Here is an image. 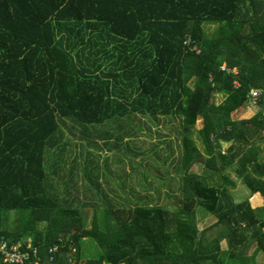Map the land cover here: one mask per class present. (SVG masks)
Here are the masks:
<instances>
[{"label": "trees", "instance_id": "obj_1", "mask_svg": "<svg viewBox=\"0 0 264 264\" xmlns=\"http://www.w3.org/2000/svg\"><path fill=\"white\" fill-rule=\"evenodd\" d=\"M245 1L0 0V237L33 238L44 260L50 245L69 238L74 264H257L256 253H264V207L253 208L248 199L235 203L229 193L235 181L228 175L234 168L252 194L264 196V11L258 10L264 4L250 0L252 11H245ZM207 24L216 25L213 34L206 33ZM94 31L139 48L140 55L119 66L124 71L135 61L134 75L122 81L138 91L125 96L124 114L179 120L182 204L172 223L165 207L136 190L124 203L114 200L94 211L87 227L82 211L61 205L46 185L48 149L57 171L63 168L65 118L81 132L122 113L109 82L84 65L83 59L97 58L87 45ZM187 35L200 54L184 44ZM252 89L260 94V110L234 118ZM196 163L203 164L200 174L190 172ZM199 205L218 217L204 231L197 223ZM6 211L23 216L19 229H4ZM219 225V236H205ZM245 231L252 236L248 241ZM89 238L99 247L96 257H84L81 243ZM246 242L255 245V254L238 248ZM69 255L70 241L52 264H68Z\"/></svg>", "mask_w": 264, "mask_h": 264}, {"label": "rangeland", "instance_id": "obj_2", "mask_svg": "<svg viewBox=\"0 0 264 264\" xmlns=\"http://www.w3.org/2000/svg\"><path fill=\"white\" fill-rule=\"evenodd\" d=\"M254 1L258 5L259 2L264 4V0ZM246 4L244 10L252 11L250 0L248 3L246 0ZM258 10L264 11V5H259ZM204 28L210 35L215 32L216 25L207 24ZM213 100L220 103L223 97L216 94ZM259 110L260 106L257 102L251 101L236 111L233 117L250 118ZM144 122L142 127L129 125L112 130L109 127L97 126L95 127L97 130L92 135L86 134V129L80 132L77 127L72 129L71 134L65 135L63 132L65 142L63 168L58 171V164H54L51 157L53 152L49 149L46 151L47 187L51 185L50 192L59 198L61 205L81 210L87 227L93 224L94 211L100 209L102 211L110 207L111 201L114 200L122 204L126 194L132 195L131 192L136 190L140 191L143 197L148 196L144 199L149 200L150 204L165 207L170 223L175 219L176 212L182 204L179 189L182 171L179 167L181 149L177 131L178 121L174 120V123L167 117L160 116L158 119L147 117ZM196 127L197 129L202 127V119L197 121ZM102 131H112V137L102 134ZM125 131H127L126 134L123 133ZM139 131H141L140 134ZM193 138L197 146L202 149V141L196 132ZM101 139L108 143L104 144ZM260 145L264 147V140ZM226 146L228 144L223 143V148ZM55 169L56 173H54ZM202 169L203 164L196 163L190 172L201 173ZM231 175L233 178L236 177L234 172ZM88 203L90 205L86 206ZM198 213L210 214L201 205L196 207V215ZM22 222L23 216L20 212H5L4 229L15 231L21 227ZM44 224L40 223L39 229L43 230ZM198 226L202 228L200 223ZM223 228V225H219L208 229L205 236L209 239L217 237L223 232ZM251 238V233L245 231L243 241ZM247 243L243 244L245 246L239 245L238 248L243 247L245 254L251 256L255 251V245ZM81 244L84 257L99 255V247L93 239H84ZM221 246L224 250L227 249V239L221 241ZM84 257H82L83 260ZM255 263H264V253H256Z\"/></svg>", "mask_w": 264, "mask_h": 264}, {"label": "crops", "instance_id": "obj_3", "mask_svg": "<svg viewBox=\"0 0 264 264\" xmlns=\"http://www.w3.org/2000/svg\"><path fill=\"white\" fill-rule=\"evenodd\" d=\"M248 3V0H247ZM247 5L246 1L243 4V7ZM93 33L96 34V38L93 40H87V45L91 46L93 49L92 54L93 56L97 58H93V60L83 59L84 65L89 69H91L94 72H97L98 75L102 77V79L107 80L110 84V90L111 94L114 96H117V100L123 104V106L118 105V103H114V107L116 111L119 112L121 110V116L120 113H117L118 115L108 119L106 122L101 124H92L88 125V127L93 126H102V127H109L111 130L113 128H123L125 126L133 125L137 127H142V124L145 123L146 118L143 117L142 114H124V109L126 106L127 101L125 100V96H135L137 94V87L136 85H130L128 82H123L122 80H126L128 76L134 75V69L133 66L135 65V61L133 62L134 65H131L130 67H127L124 69H121L120 62L123 59V61L128 62L127 58L128 56H132L136 53H139V48L136 46V42L134 41H127L123 39H119L114 37L109 32H102L101 31H94ZM90 35V33H89ZM72 49V53L76 54V51L78 50L77 45L74 43ZM85 55L88 57L90 55L89 51L85 52ZM138 55V56H139ZM82 56V55H81ZM99 56V58H98ZM78 56L76 57V59ZM116 69H121L122 72L119 74L120 71H116ZM131 73V74H130ZM119 74V75H117ZM128 75V76H127ZM126 78V79H125ZM131 78V77H130ZM132 78H135V76H132ZM127 81V80H126ZM168 120L173 121V118H168ZM64 121L67 123L65 124V134H71V128L75 125L73 122H71V119L65 118ZM178 123L179 120L177 119ZM175 123V122H174ZM178 126V124H177ZM199 129V128H198ZM97 128H93L92 130H86V134L92 135L93 132H95ZM125 134V132H123ZM141 131H139V134ZM102 134H105L107 136L112 137L113 132L112 131H103ZM126 136V135H125ZM102 141V139H101ZM103 142V141H102ZM228 146L230 143H227ZM226 146V148L228 147ZM201 149V147H199ZM68 154V152H67ZM68 158V156H66ZM192 168V167H191ZM191 170V169H190ZM203 170V169H202ZM232 168L228 169V175L235 181V187H231L229 189L230 196L232 200L237 203L240 201H243L245 199H248L250 201V204L253 208H262L264 207V196L261 195V193H254L252 194L250 190L244 185L241 179L238 177L233 178L231 175ZM194 173V172H192ZM200 174V173H197ZM236 176V175H235ZM236 179H238L236 181ZM239 181V182H238ZM235 192V193H233ZM241 193V194H239ZM209 212V211H208ZM210 214H200L198 213L197 216V223H200L203 230L200 229V231H204L205 229L209 228L213 224H215L218 221V217L209 212ZM199 217V222H198ZM224 240V239H223ZM222 248V246H221ZM223 249V248H222ZM228 249V247H227ZM226 249V250H227ZM224 250V249H223Z\"/></svg>", "mask_w": 264, "mask_h": 264}, {"label": "built area", "instance_id": "obj_4", "mask_svg": "<svg viewBox=\"0 0 264 264\" xmlns=\"http://www.w3.org/2000/svg\"><path fill=\"white\" fill-rule=\"evenodd\" d=\"M184 44L190 47L197 54H200L202 49L190 35H187ZM222 69H227L226 65H222ZM235 72L236 69H233ZM239 83L235 81V86ZM249 104L251 101L257 102L260 98V94L257 90L252 89L248 95ZM2 227L0 225V231ZM70 241V255L68 258V264H74V254L76 247L72 244L69 238L60 237L58 240L47 248V259L44 260L41 255L39 246L34 243L33 238L27 237L21 240L10 241L4 236L0 237V262L3 264H52L56 261V256L61 252L67 242Z\"/></svg>", "mask_w": 264, "mask_h": 264}]
</instances>
